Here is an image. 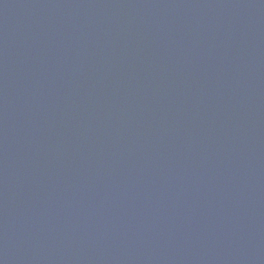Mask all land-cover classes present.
Segmentation results:
<instances>
[{"label": "water", "instance_id": "95a60500", "mask_svg": "<svg viewBox=\"0 0 264 264\" xmlns=\"http://www.w3.org/2000/svg\"><path fill=\"white\" fill-rule=\"evenodd\" d=\"M0 264H264V0H0Z\"/></svg>", "mask_w": 264, "mask_h": 264}]
</instances>
